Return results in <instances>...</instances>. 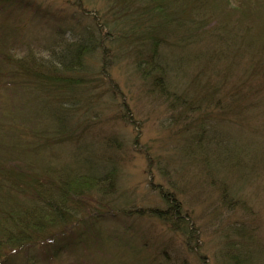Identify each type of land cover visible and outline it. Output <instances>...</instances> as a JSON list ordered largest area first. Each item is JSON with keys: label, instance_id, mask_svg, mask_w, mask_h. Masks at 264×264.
<instances>
[{"label": "rangeland", "instance_id": "obj_1", "mask_svg": "<svg viewBox=\"0 0 264 264\" xmlns=\"http://www.w3.org/2000/svg\"><path fill=\"white\" fill-rule=\"evenodd\" d=\"M109 4L0 0V46L14 58L28 52L50 57L51 49L61 44L59 37H88L98 30L96 21L103 28L98 30L100 39L98 33L89 39L93 51L85 59L84 72H75L80 75L74 78L82 82L73 88L65 116L58 115L63 126L47 116L48 107L53 110L58 103L53 90L44 87L47 93L42 92L30 83L19 84V77L0 75V169L16 161L24 165V175L42 173L53 164L69 170L75 157L85 155L114 172L106 203L92 198L96 216L101 214L98 219L74 224L63 239L79 234L76 243L51 260L34 254L36 264H224L237 241L245 246L240 255L250 252L251 262L264 264V90L261 100H239L242 113L229 111L224 119L209 106L213 117L207 122L208 87L218 82L229 91L251 65L264 69V0H210L208 7L204 3L193 13L196 31L187 32L186 43L175 50L182 60L175 62L163 49L169 65L178 66L173 63L160 85L155 71H139L137 33L116 25ZM210 12L213 17H207ZM210 29L222 37L207 32ZM176 35L183 38L185 33L178 30ZM207 50L215 62L209 66L221 71L208 82ZM0 65L9 67L2 60ZM249 82L263 85L264 77ZM250 83L248 89L253 90ZM173 92L184 99L176 107L170 106ZM232 99L222 100L227 104ZM243 102L247 106L240 105ZM235 103L230 104L237 111ZM221 136L232 139L238 162L248 160V166L227 170L225 163L218 173L207 167L208 160L214 161L207 145L214 148ZM225 189L229 196L223 194ZM167 194L181 203L198 236L155 216L166 209ZM238 230L244 236L237 237ZM11 259L10 264L26 263L23 255Z\"/></svg>", "mask_w": 264, "mask_h": 264}, {"label": "trees", "instance_id": "obj_2", "mask_svg": "<svg viewBox=\"0 0 264 264\" xmlns=\"http://www.w3.org/2000/svg\"><path fill=\"white\" fill-rule=\"evenodd\" d=\"M209 1L108 0L109 6L113 7V20L116 25H127V32L130 34L137 33L135 39L138 41L136 42L139 53L136 56L138 69L144 75L155 71L158 74L155 81L157 85H160V78L163 77V74L169 75L170 70L174 67L173 63L178 66L175 62L179 63L178 59L182 60L183 56L176 54L175 50L182 42L186 43L187 32L188 35H191L196 31L199 24L191 22L196 19L193 13L198 14L206 2L208 7ZM213 14L214 12L207 13V17H213ZM95 26L98 30L103 29L98 21H96ZM90 30H87L88 33H91ZM98 30L91 34L98 33L100 39L102 32L99 33ZM178 30L185 33L183 38L176 35ZM207 32L213 36L220 35L219 37H222L221 33H217V30L210 29ZM87 35L89 36L86 37L83 34L81 35L82 39L74 38L71 41L59 37L61 42L58 41V43L61 44L57 45V48L51 49L50 57L37 56L34 52H28L25 56L14 58L10 51H4L0 46V55H3L0 61L9 64V67H4V69L0 65V75L4 74L7 78L19 77V84L30 83L33 89L42 92L47 91L44 87H48L49 91L50 89L53 90L58 98V103L56 107H53V110L52 105L48 107L47 116L50 119L56 118L58 123L60 122L62 125L63 118L58 117V115L65 116L66 103L72 101V90L82 82L81 78H74V76L80 75L75 72L78 70L84 72L85 59L93 51L89 40L92 35ZM86 38H88V42L85 41ZM164 48L169 51L171 56L174 55L175 62L170 65L166 61L168 59L166 53H163L165 52ZM222 51L224 52L221 49L219 54L223 53ZM212 56L213 53L207 50V82L212 76H218L221 73L218 66H209L211 63L215 64ZM183 60H187L186 57ZM261 68L263 67L251 65L248 68L249 73L244 76L239 85L229 91H223L218 82L208 87L207 122L213 113L212 110L209 111V106L216 107L221 115L218 117L224 119L223 117L229 111L242 113L245 109L243 107L245 103H240L243 105V108L240 109L239 100L244 98L246 100V97L261 100L260 94L264 90V84L254 85L249 82L254 77L259 76V80L264 77V69ZM10 82L13 81L6 80L5 83ZM249 83L251 87L254 86L253 90L248 89ZM245 89L247 92L244 91ZM217 94L220 96L216 98ZM172 95L170 97L172 99L170 101L171 107H176L180 102L183 103L182 97L176 96L174 92ZM227 97L234 98L231 102H236L237 111L233 109L230 101L227 104L224 103L222 99ZM200 138L201 133L197 137V142ZM216 140L219 143L215 141L217 144L213 145L214 148L207 145V150H210L214 160L207 161L209 162L207 167L212 172H220L223 167L225 168V163L230 168L227 170L236 169L237 166H248V160L242 159L241 163L238 162L237 151L239 150L236 151V148H233L234 144L231 143L230 137L221 136L220 139ZM75 158V165L69 170L63 165L60 168L53 164L50 167H44L43 172L45 173L37 171V173H26L25 176L24 171L21 170L24 165H19L16 161H13L14 164H7L3 169H0V194H2L0 196V264H10L11 258L17 255H23L26 259L25 264L37 263L34 254H39L43 260H51V258L70 248V244L76 243L73 239L79 234L69 238V240L63 239V235L70 231L74 224L83 222L86 225V223L89 224L90 220L98 219V216L101 215L99 213L96 216L92 198L98 203L99 201L106 203L104 198L112 195L111 187L114 184V172L109 168H104L105 166L95 164V161L89 156L84 155ZM11 190L18 194L15 195ZM3 191L4 193H2ZM225 193L230 195L227 190L223 194ZM163 199L166 202V209L155 210V216L170 221L175 229L182 230L184 227V231L189 236H198V230L190 226L189 217L182 212L181 203L177 198L173 194H167ZM238 234L240 237L244 236L243 232L239 230L237 237H239ZM79 241L83 242L84 240L79 238ZM235 243V245L232 243L233 251L225 254L224 264H256V262H251L254 259L249 255L250 252L240 255L241 250L245 252V246L238 241Z\"/></svg>", "mask_w": 264, "mask_h": 264}]
</instances>
